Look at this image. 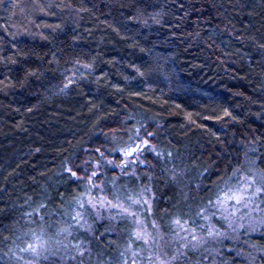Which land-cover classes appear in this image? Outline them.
Segmentation results:
<instances>
[{"label": "trees", "instance_id": "trees-1", "mask_svg": "<svg viewBox=\"0 0 264 264\" xmlns=\"http://www.w3.org/2000/svg\"><path fill=\"white\" fill-rule=\"evenodd\" d=\"M85 3L91 12L78 18L36 15L31 18L34 23L22 21L19 15L8 19L11 13L0 9V81L4 82L0 84V264H15L5 253L23 226L26 198L36 199L47 190L53 204L59 203L58 194L70 199L79 189L58 175L61 160L74 151L72 146L77 155H83L81 146H101L104 137L97 139L101 129L118 128L129 115L159 123L158 139L153 143L159 151L172 152L173 163L187 170L185 183L174 185L161 171L172 163L162 165L149 153L146 165L155 167L136 169L139 185L121 177V184L139 191L141 184H148L144 174L150 173L158 214L182 201L185 194L192 203L206 201L210 195L206 189L236 163L245 146L264 155V49L259 47L264 44V0ZM136 8L144 18L159 14L160 22L149 19L148 27L132 22L129 14H135ZM121 22L128 23L132 31L126 32ZM109 24L120 28V35ZM125 35L135 37V46L121 38ZM141 48L166 58L160 63L165 71L175 73L174 78L136 73L133 66L143 71L152 60ZM73 60L93 63L95 72L85 73L78 85L60 92L65 82L61 73L72 67ZM32 72L37 75H29ZM224 109L236 119L217 120ZM189 113L195 124L188 119ZM91 223L94 235L83 239L91 240L93 260L99 255L116 264L127 240L125 229L130 226L99 219ZM250 239L264 246V237ZM188 257L182 264H203L200 252L190 251ZM219 260L221 264H246L230 252H222Z\"/></svg>", "mask_w": 264, "mask_h": 264}, {"label": "snow or ice", "instance_id": "snow-or-ice-1", "mask_svg": "<svg viewBox=\"0 0 264 264\" xmlns=\"http://www.w3.org/2000/svg\"><path fill=\"white\" fill-rule=\"evenodd\" d=\"M121 7L125 5L122 4ZM0 9L11 13L8 19L19 15L22 21L27 20L29 23H34L31 18L36 15L59 14L61 18L68 15L75 19L83 12H91L85 0H76V3L73 0H67V3L65 0H60V3H55L54 0H0ZM158 15L152 14L149 18H144L143 11L136 8L135 14H129V20L148 27L149 19L160 22ZM45 27L51 25L46 24ZM109 27L120 35V28L111 24ZM120 27L126 32L132 31L126 22H121ZM5 31H8L7 25ZM25 32L27 33L26 28ZM121 38L130 40V46L136 44L133 36L125 35ZM208 39L212 40V34H209ZM259 47L264 49V44ZM140 50L147 51L152 60L143 71L140 67L133 66L136 73L141 77L159 73L168 80L174 78L175 73L165 71L164 65L160 63L161 59L166 62V58L160 54L152 55L150 49ZM224 55L228 53L225 52ZM3 59L16 62L10 58ZM71 64L72 67H65L61 73L65 82L59 88L60 92L69 90L73 84L78 85L86 78L85 73L95 72L93 63L73 60ZM29 75L35 76L37 73ZM2 83L4 82L0 81ZM191 116L189 113L188 119L195 124L196 121ZM226 117L236 119L227 109L216 119L223 120ZM201 118L211 119L207 116ZM159 127V123L151 118L137 119L129 115L121 121L118 128L109 127L108 131L101 129L97 135V139L100 135L104 137L101 146L91 149L81 146L80 152L83 155H77L75 146H72L74 151L68 152L61 160L58 175L66 176L67 181L77 185L79 190L67 200L58 194L59 203L56 204H53L47 190L38 193L36 199L27 197L22 205L26 209L22 213L23 226L16 230L14 239L10 241L12 246L5 255L14 260L15 264H41V261L50 259L55 264H112L111 259L104 260L99 255L94 261L91 240L82 238V234L94 235L90 221L100 218L104 211L109 213L110 220L119 218L130 226L125 229L127 240L119 249L116 264H182V261L190 259L188 252L203 250V253L211 255L213 251H219L208 247L211 242L222 243L225 239H238L241 230L248 233L261 232L264 236V155L255 147L243 148L242 155L236 157V163L206 189L210 193L206 201L192 203L185 194L184 199L174 203L171 209H162V214L154 211L153 202L156 197L150 186L153 179L150 173L144 174L148 184H141L139 191H133L127 184L120 183L121 177L140 181L141 177L136 173L139 166L155 167L146 165L143 159L146 152L151 153L162 165L172 163L171 168L163 167L161 171L168 174L174 185L185 183L186 168L173 163L172 152L159 151L153 143L158 139L156 130ZM212 135L215 136L216 133L213 132ZM108 170L118 171L119 175L109 178ZM200 187L199 184L196 185L197 189ZM113 212L115 215L111 214ZM216 222L221 223L224 230L217 227ZM4 240L8 241L9 237H4ZM251 248L257 253H264L262 245L252 244ZM236 255L241 256L243 253L237 252ZM247 258L249 264H255L257 260V256L251 252ZM260 260L264 261V256H260Z\"/></svg>", "mask_w": 264, "mask_h": 264}, {"label": "rangeland", "instance_id": "rangeland-1", "mask_svg": "<svg viewBox=\"0 0 264 264\" xmlns=\"http://www.w3.org/2000/svg\"><path fill=\"white\" fill-rule=\"evenodd\" d=\"M149 153H145V156L143 157V159H145V163L147 164V155ZM139 167H144V166H139ZM137 167V168H139ZM136 168V169H137ZM112 174V175H111ZM114 175H119L118 171L117 172H113L112 170H109L107 172V176L109 178H111ZM140 176V175H138ZM128 178V177H126ZM128 181H135L137 182V185H139L140 181H137L135 178H128ZM112 215H115V212L111 213ZM109 213L107 211H104L101 213L100 218H98L100 221H107L110 223L113 222H121V220H119V218H117V220H110L109 218ZM92 222V221H90ZM215 222V221H214ZM216 226L221 228V230H224V226L221 223L216 222ZM264 237L261 235V232H252V233H248L245 232L244 230H241V232L239 233V238L238 239H225L223 240V242H211L208 247L214 250H219V251H213V253L211 255H208L207 253H203V250L200 251V254L202 256V260H203V264H213V260L215 261V264H221L219 257L221 256L222 252H230L233 253L235 256L237 252H242L243 255L238 256L241 257L242 260H244L246 262V264H249L248 262V253L251 252L253 255L257 256V260L255 262V264H262L264 261L260 260V256H264V253H257L255 252L252 248L251 245L254 244L250 237ZM82 238H84V235L82 234ZM245 241H247V243H245ZM229 249H231L232 251H229ZM205 256H207V259H205ZM26 259L28 257H25ZM183 262V261H182ZM225 264V263H224Z\"/></svg>", "mask_w": 264, "mask_h": 264}]
</instances>
